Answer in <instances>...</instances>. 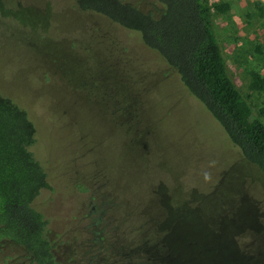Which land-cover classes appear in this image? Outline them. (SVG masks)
<instances>
[{"label": "rangeland", "instance_id": "obj_1", "mask_svg": "<svg viewBox=\"0 0 264 264\" xmlns=\"http://www.w3.org/2000/svg\"><path fill=\"white\" fill-rule=\"evenodd\" d=\"M210 1L229 4L213 11V31L264 121V88L250 86L264 77V0ZM0 95L34 124L30 149L48 181L34 205L62 264L264 253V174L138 33L75 0H0ZM12 248L8 264L23 258Z\"/></svg>", "mask_w": 264, "mask_h": 264}, {"label": "trees", "instance_id": "obj_2", "mask_svg": "<svg viewBox=\"0 0 264 264\" xmlns=\"http://www.w3.org/2000/svg\"><path fill=\"white\" fill-rule=\"evenodd\" d=\"M75 2L81 11L101 14L138 33L241 155L264 174V121L229 76L213 31L212 13L225 12L227 2L148 0L147 8L123 0ZM250 86L264 88V77L253 73ZM34 142L35 127L26 110L0 95V237L19 245L36 264H62L48 236V220L34 205L48 187L46 172L30 149ZM236 263L264 264V253Z\"/></svg>", "mask_w": 264, "mask_h": 264}, {"label": "flooded vegetation", "instance_id": "obj_3", "mask_svg": "<svg viewBox=\"0 0 264 264\" xmlns=\"http://www.w3.org/2000/svg\"><path fill=\"white\" fill-rule=\"evenodd\" d=\"M8 244L11 245V247H13L12 248L13 251L16 250V252H19V256L23 257L20 262H16V261H14L15 256H12L11 261L14 264H21L23 262H27V264H36V262L33 261L19 245L9 241L8 238L0 237V254L2 255L1 264H8ZM20 252H21V254H20Z\"/></svg>", "mask_w": 264, "mask_h": 264}]
</instances>
